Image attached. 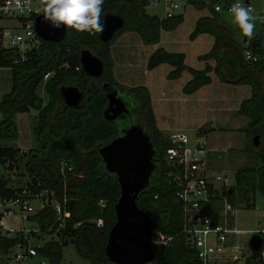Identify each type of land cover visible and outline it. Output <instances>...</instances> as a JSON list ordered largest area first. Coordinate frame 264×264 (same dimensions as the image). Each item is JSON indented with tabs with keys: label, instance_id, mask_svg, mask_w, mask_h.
<instances>
[{
	"label": "trees",
	"instance_id": "1",
	"mask_svg": "<svg viewBox=\"0 0 264 264\" xmlns=\"http://www.w3.org/2000/svg\"><path fill=\"white\" fill-rule=\"evenodd\" d=\"M187 1L196 8H207L213 16L211 19H199L189 39L194 40L201 34L215 35L214 27L217 26L219 33L215 35L212 49L199 57L204 62L215 59L214 53L218 49L221 29L218 26L220 12H215L214 7L229 6L234 0ZM159 2L160 0H156V4ZM149 4L150 0H104L101 22L106 14L119 16L124 20V27L116 35L130 31L137 34L143 44L157 45L160 32L174 31L182 24L183 16L174 15L167 19L148 16L144 8ZM212 22L213 28L210 24ZM99 34L67 29V35L61 43L49 44L40 41L38 49L23 54L17 48L4 50L0 47V68L9 69L11 78L9 92L0 98V199L7 201L22 190L37 194L42 191L53 193L54 200L59 205V214L51 205H46L36 215L28 218L37 224L41 233L33 236L40 239L41 235H55L61 243H45L37 248L38 254L45 257L48 264H60L63 248L70 245L79 257L90 264H110L104 255V247L108 233L115 223L114 206L119 197V188L115 176L105 171L96 148L98 143L109 141L114 133L102 117L106 104L104 94L98 89H91L92 79L85 76L80 68L79 53L82 49H87L103 63V78L109 83V87L119 89L120 95L129 103L131 96H134L135 106L141 110L145 131L154 146L156 159L159 160L147 189L137 200L138 208L151 218L152 232L161 233L171 239L166 246L153 248V262L198 264L196 250L186 245L183 233L185 218L176 198L177 185L169 177L170 168L166 161V154L172 148L169 137L157 128L147 88H124L114 80L110 43L102 44ZM245 51L252 52L257 62L248 63L244 59ZM224 64L230 72L223 73L219 62L214 68L206 64L204 69L195 70L185 64L183 54L157 48L148 56L146 70L152 71L161 65H168L172 69L166 75L168 81H176L187 72L191 79L182 88L184 95H191L201 87L209 85L212 81L210 73H214L222 82L248 85L251 89L250 96L241 102L236 114L250 119L248 127L243 129L247 138L259 134L264 138V50L261 36L252 38L248 49L244 51L235 44L233 53L224 57ZM76 67L80 68L78 72ZM243 72L245 76L242 75ZM48 74L45 81L44 77ZM42 83L47 97L46 104L36 93ZM66 86L77 87L83 94H89L90 99L76 109L67 108L60 96L61 88ZM31 109L37 112L32 133L40 147L21 154L18 148L3 146V140L16 139V114H25ZM199 132L209 131L200 129ZM71 134L74 135L77 152L65 154L61 152L58 144L62 137ZM249 152L259 160L260 165L237 170L233 185L223 193L234 210H254L256 195L260 194L264 198V144L258 151ZM23 156L27 157L25 168L29 173V182L25 188L9 186L3 172L12 171ZM62 159H65L64 163L67 165H73V173L81 176L67 188L64 187V177L73 173L61 171ZM100 201L104 202L103 207L99 206ZM211 206V203L208 204V207ZM64 212L69 216L62 223L58 218ZM211 219L214 224L218 223L219 213L212 211ZM231 221L232 219L229 225ZM18 244L27 246L20 232L2 240L4 250ZM252 263L260 264L259 259Z\"/></svg>",
	"mask_w": 264,
	"mask_h": 264
},
{
	"label": "rangeland",
	"instance_id": "2",
	"mask_svg": "<svg viewBox=\"0 0 264 264\" xmlns=\"http://www.w3.org/2000/svg\"><path fill=\"white\" fill-rule=\"evenodd\" d=\"M39 1L40 0H38V2ZM203 1L207 2V0ZM241 1L244 2L246 0ZM248 2L251 7L256 9L257 14L262 15L264 12V0H248ZM176 4L178 9L174 10L173 13L174 15H183L185 22L183 23V26L179 28V30L175 29L176 32L163 34L164 36L162 45H146V49L141 48L140 51L136 50L134 53L132 48H137H134L133 45L135 43L130 39V36L134 34L133 32L128 31L125 32L126 34L123 33L126 36H122L123 34L115 36V38L110 43V50H112L114 59L117 62L112 69L114 75L113 78L124 88L139 86L145 80L147 82L145 83L146 86L150 87L149 94L153 111L156 115L157 128L169 137L173 132L178 133L179 126V132L182 133L186 138L187 145L190 148H193L196 140H198L200 143H203L204 148L207 151V167L214 173L223 175L227 179L229 183L228 186L230 187L234 183V173L237 170L247 167H257L260 165L259 160L252 153H250L249 150L258 151L259 148H262L264 144V138H262V136L259 134V145L258 147H254L252 138H247L245 132L243 131V129L248 127L250 121L246 118L237 120L229 118L230 116L233 118L238 117V115L235 113L230 116L226 115L223 118H216L218 123H213V128L215 129L214 132H209L206 134L200 133V129L197 127L199 126V118L196 115L197 113L195 110L191 109L190 107L193 98L184 95L181 91V87L191 79L190 75L187 72H184L179 80L168 81L166 79V75L172 70L170 66L161 65L152 71L146 70L145 60L147 62V59H145V52L147 51L148 56L157 48H164L168 52L178 53V46L175 47V45H173V42L178 40V34L181 36L182 34L184 35V37L182 36V41L186 44L184 49L187 52L185 64L195 70H202L206 66L205 63L199 62L200 59L198 60V58L201 55L209 53V47L192 43V41L189 40V35L194 30L199 19L205 18V16H213L207 8H196L195 6L188 4L187 0H176ZM146 12L150 16H156L159 19H165L166 4L164 0H160L156 7H148ZM219 16L221 18V22L225 23L226 26L229 27L232 38L237 40V42H239L243 47H248L249 43L247 42H249L250 39L243 36V34L233 24L230 23L228 13L222 11L219 13ZM210 24L213 28L214 23L212 22ZM0 25L7 27L13 25V22L1 21ZM188 28L191 30L188 31ZM214 28L215 33L218 34L219 30L217 26ZM130 33L133 34L131 35ZM258 35L262 36L264 41V24L260 23L259 21L256 22L254 37ZM133 36L138 39L136 35ZM244 40L247 42L244 43ZM214 42L215 40H213V43ZM176 43L178 44V41ZM121 48L123 50H121ZM127 50L130 52V54H127ZM132 58L135 62L131 60ZM134 64L136 65L135 69H133L131 66ZM91 83V89H96V83ZM10 88V70L7 68H0V98L9 92ZM36 93L42 98L44 103L47 102L46 95L43 90V83L38 87ZM84 97H86V100L90 99L89 94L85 93ZM35 115L36 111L34 110H31L27 114H16L14 118L16 126V139L13 141L3 140L2 145L7 147L18 146L26 152L38 149L40 146L39 144H36L32 133L33 126L36 125L34 119ZM230 128L232 129L230 130ZM202 129L206 130L207 128L202 127ZM237 132L240 133L238 134ZM34 147L36 148L32 149ZM246 148H248V150ZM26 161V156L20 157L18 163L12 171L5 170L3 172V177L8 179L9 184L15 188H25L26 184L29 182V173L25 168ZM64 162L65 159H62V164L60 166L61 169L63 168ZM68 166L73 168L71 163ZM76 179L77 178L74 175L64 177V187L67 188L69 185H72ZM51 198L55 199L53 193L51 194ZM53 201L51 207H53L56 211V203ZM30 203L34 209V212L37 214L41 209L40 203L36 199H32ZM214 208L218 213L223 212V205L221 203H215ZM28 217L32 216L30 215ZM263 219L264 198L260 194L256 195L254 210H244L241 208L234 210L230 228L231 230H237L240 233L238 235H229L228 240L230 245L237 246L240 249V260L235 264H246L248 262L247 260L250 259L251 252L248 247V242L252 235L256 234V231H259L263 228L262 224H260ZM9 224L13 230L17 229L15 230L16 232L21 231L24 235L28 236L29 243L32 245L41 246L47 241H55L58 244L61 243V240L55 235H52L51 237L41 235V237H43L41 240L33 241L34 239L31 236V230L33 229L37 231L36 235L41 233H39L37 226L32 225L31 222L29 223L27 221H21L19 224H16L15 222L10 221ZM28 229L30 233H26ZM62 258L63 259L60 264H90L88 261L79 257L76 250L70 245L63 248ZM26 264H48V260L38 254ZM149 264L155 263L152 262Z\"/></svg>",
	"mask_w": 264,
	"mask_h": 264
},
{
	"label": "built area",
	"instance_id": "3",
	"mask_svg": "<svg viewBox=\"0 0 264 264\" xmlns=\"http://www.w3.org/2000/svg\"><path fill=\"white\" fill-rule=\"evenodd\" d=\"M166 4L165 19L174 16V10L178 9L176 0H164ZM235 2V0H234ZM233 2V3H234ZM250 6L248 1H241ZM40 4L38 0H0V22H13L11 26L0 25V47L4 50L17 48L20 54L27 51L36 50L40 45V39L37 37L34 23L39 16L37 8ZM229 6L216 5L215 12L225 11L228 13ZM264 15V12L262 13ZM244 52V59L248 63L257 62V58L249 59ZM81 68V66H80ZM79 67L75 70L78 72ZM49 74L44 77L46 81ZM172 145L170 151L166 154V161L170 168L169 177L177 185L176 198L181 204L185 225L183 233L185 234L186 245L196 250L198 264H235L240 260V249L229 243V235H238L240 232L231 230L230 220L233 219L234 209L227 203L224 191L229 188L228 181L223 175L211 171L206 165L207 151L203 143L196 140L193 148L188 147L186 138L183 134L172 133L169 136ZM62 172L73 173L72 167L67 163L63 164ZM76 178L81 176L73 173ZM65 176V175H64ZM47 191L39 194L28 190H22L21 193L7 201L0 199V264H24L28 259L38 255L37 247L22 246L20 244L4 250L2 240L8 238V233L12 231L3 224L4 218L13 213V210L22 212L25 216L36 214L30 205L32 199L38 200L43 208L51 205L54 199ZM220 198V199H219ZM219 199V201H215ZM56 211L59 214V205L56 201ZM212 204L208 207V204ZM221 203L223 212L219 213L220 221L216 224L211 219L212 211H215L214 204ZM99 206L103 207L104 202L100 201ZM200 213L205 217L196 218ZM69 214L64 212L58 218L63 223ZM263 228L255 233L262 239L261 249L258 254L260 264H264V219L260 222ZM61 228V226H60ZM171 239L161 233L151 234V245L153 248L166 246Z\"/></svg>",
	"mask_w": 264,
	"mask_h": 264
},
{
	"label": "water",
	"instance_id": "4",
	"mask_svg": "<svg viewBox=\"0 0 264 264\" xmlns=\"http://www.w3.org/2000/svg\"><path fill=\"white\" fill-rule=\"evenodd\" d=\"M102 23L105 25V31L99 34L102 44L111 42L115 34L124 27V20L113 14H106ZM34 28L37 37L44 43L59 44L67 35V29H53L43 21L41 15L35 19ZM79 63L83 74L88 78L102 77L104 65L89 50L80 51ZM60 96L69 109L78 108L83 100L82 91L75 86L61 88ZM106 100L108 105L103 112L105 121L113 122L128 114L124 101L117 96L116 91L107 94ZM258 138L259 136L254 137V147L259 145ZM97 153L105 171L115 176L119 188V197L114 206L115 223L108 233L104 255L110 264L152 263L151 218L137 206L138 197L147 189L156 168V152L150 137L140 126L132 125L122 135L100 147ZM202 217H205L204 213L196 218ZM261 245V237L252 235L248 242L251 257L246 264H253L257 260Z\"/></svg>",
	"mask_w": 264,
	"mask_h": 264
},
{
	"label": "crops",
	"instance_id": "5",
	"mask_svg": "<svg viewBox=\"0 0 264 264\" xmlns=\"http://www.w3.org/2000/svg\"><path fill=\"white\" fill-rule=\"evenodd\" d=\"M246 1H248V0H246ZM148 7H150V6H147V7L144 8L146 14H147L146 11H147ZM218 15H219V13H218ZM148 16H150V15H148ZM205 18L211 19V16H205ZM219 21H220V23H218V26L221 29V33H220V38H219V43H218V49L214 53L215 59L212 58L208 62L200 61L199 58H198V60H199V62H203V63H205V65L207 64L208 66H210L212 68H214L216 66V64L219 62V64L221 65L220 68L222 69V72L223 73H228V72H230V70L224 64V57L227 56V55H230L231 53H233V48H234L235 44L238 45L239 47H241L243 51L247 50L248 47H243L239 42H237V40L232 38V36L230 34L229 27L226 26L225 23L221 22V18H220ZM184 22H185V19L183 17L182 24H180L176 28V30L177 29L179 30V28L181 26H183ZM176 30H174L172 32H164V31L160 32L159 43L157 45L158 46L162 45V40H163V36H164L163 34L174 33V32H176ZM187 30L190 31L191 29L188 28ZM124 34H126V33H124ZM124 34L122 36H126ZM130 34L132 35L133 33H130ZM133 35H136L138 39H136ZM133 35L130 36V39L132 41H134L135 44L133 46H134V48H137V49H133L132 48V51L135 53L136 50L140 51L141 48L146 49L147 46L142 43V41L140 40L139 36L137 34H135V33ZM186 35H187V33H186ZM182 36L184 37L183 34H182ZM182 36L180 34H178V40H175V42H173L174 43L173 45H175V47L178 46V53L183 54L185 56V61H186V59H187L186 53L187 52L184 49L186 44H185V42L182 41ZM213 40H215V36L210 35V34H201V35L197 36L194 40H190V41H192V43H194V44H199L200 46L201 45H205L206 47H209V49L211 50L212 47H213V44L215 43V42L213 43ZM177 41H178V44L176 43ZM243 42L246 43L247 41L244 40ZM249 42H247V43H249ZM261 42H262V47H263V50H264V41H263V37L262 36H261ZM155 47H157V46H155ZM121 50H123V49L121 48ZM110 53H111V59L113 61V66H115L117 62L114 59V55L112 53V50H110ZM145 53H146V58L145 59H147L148 56L152 52L148 56H147V51ZM127 54H130V52L128 51ZM128 56H130V55H128ZM201 56H203V55H201ZM131 60L133 62H135L133 60V58ZM145 63H146V60H145ZM131 66H132L133 69H135V67H136L135 64L131 65ZM203 66H204V64H203ZM133 69H131V70H133ZM244 74H245V72L242 73L243 76H245ZM210 77H211L212 81H211V83L209 85L203 86L200 89H198L196 92H194L193 94L187 95V96H190V97L193 98V101H191L190 107H191V109L195 110V112L197 113L196 115L199 118V120H198L199 126H197L198 129H202V127H206L207 129L205 131L214 132L215 129L213 128V123H218L216 118H218V117L223 118L226 115L230 116L233 113L236 114L238 109H239V107H240L241 102L243 100L249 98L250 93H251V89H250V87L248 85H233V84H229V83H226V82H222V80L220 81L218 79V77L214 73H210ZM145 83H147V82L144 80L143 83L141 85H139V86L146 87L147 90L150 91V87L146 86ZM131 87H135V86H131ZM182 87H184V85ZM182 87H181V91H182ZM46 99H47V97H46ZM44 104H46V103H44ZM25 114H27V113H25ZM36 115H37V112H36ZM36 115L34 117L35 122H36ZM229 118L235 119V120L241 119V118L248 119L247 117H244V116H238L236 118H233L232 116H230ZM231 119H228V120H231ZM248 120L250 121V119H248ZM244 123H245V121H244ZM34 127L35 126H33V128ZM211 129L213 131H210ZM231 129L232 128H230V130ZM179 130H180V128L178 126V134H182V133L179 132ZM209 132H204L203 134H206V133H209ZM173 133H175V132H173ZM237 133L239 134L240 132H237ZM34 140H35V138H34ZM36 144H38L37 141H36ZM15 148H18L20 150L21 154L28 153V151L26 152L22 148H19L18 146H15ZM35 148L36 147H34L32 149H35ZM9 186H11V185H9ZM34 215L35 214H32L31 216H34ZM28 216H30V215H28ZM28 216H25L24 213L18 212L17 210L14 209L13 213H11L9 216L4 218L3 224L12 231L11 233H8L7 235L9 237H12L14 234L17 233L15 231L17 229L13 230L12 227H10V224H9L10 221L15 222L16 224H19L21 221H27L29 223L31 222L32 225L37 226V224H35L34 222H32L29 219L30 217L28 218ZM30 228H32V227H30ZM37 228H38V226H37ZM29 229L26 231V233L29 232ZM18 232L22 233L21 231H18ZM31 232H32L31 236L34 239L33 241L41 240L43 238V237L42 238L40 237V239H38V238H36V236H33V235H35L37 233V231L32 229ZM22 235H23L24 239L27 242V246H34V247H37V248L40 247V246H35V245L30 244L28 236L24 235L23 233H22ZM49 237H51V236H49ZM48 242L49 241H47L45 243H48ZM43 245H41V246H43ZM31 259H28L24 264H26Z\"/></svg>",
	"mask_w": 264,
	"mask_h": 264
},
{
	"label": "clouds",
	"instance_id": "6",
	"mask_svg": "<svg viewBox=\"0 0 264 264\" xmlns=\"http://www.w3.org/2000/svg\"><path fill=\"white\" fill-rule=\"evenodd\" d=\"M104 0H40L37 14L53 29H72L76 32L102 33L105 25L101 22ZM150 7H156V0H150ZM228 17L245 37L254 38L256 22L264 24V15L256 9L235 0L228 8ZM255 59L252 52L245 53Z\"/></svg>",
	"mask_w": 264,
	"mask_h": 264
},
{
	"label": "flooded vegetation",
	"instance_id": "7",
	"mask_svg": "<svg viewBox=\"0 0 264 264\" xmlns=\"http://www.w3.org/2000/svg\"><path fill=\"white\" fill-rule=\"evenodd\" d=\"M116 34H115V36H116ZM115 36H114V38H115ZM109 43H111V42H109ZM92 82L93 83L95 82L96 83V85H95L96 89H98L99 91H101L104 94L105 100H106V95L107 94H110V93L116 91L117 92V96L120 97L124 101V103H125V105H126V107L128 109V114L127 115H125L123 117H120L118 120H115L113 122L105 121L103 113H102L103 120L112 127L114 134H113L112 138L109 141L98 143L97 148H96V153L98 152V149L100 147L105 146L111 140H113V139L119 137L120 135H122V133L125 130H127L132 125L140 126L143 129V131L147 134V132L145 131L144 122L142 120V115L140 113L141 110L138 107L135 106L136 102H135L134 96H131V98H130L131 102L129 103L124 97H122L120 95L121 91L119 89H114L112 87H109V83L104 80L103 75H102V77L100 79H92ZM90 85H92V83ZM84 94H83V100H82L80 106H82L84 103L87 102V100H89V99L86 100V97H84ZM107 105H108V101L106 100V104H105L104 110L107 108ZM104 110H103V112H104ZM252 140H254V137H252ZM58 147L61 149V152H64L65 154L76 153L77 152V144H76L74 135L71 134V135H66V136L62 137L61 138V143L58 144ZM97 155H98V153H97ZM157 161H159V160L156 159V155H155V166H156ZM101 162H102V160H101ZM103 167H104V165H103ZM155 170H156V168H155ZM155 170L153 172H155Z\"/></svg>",
	"mask_w": 264,
	"mask_h": 264
}]
</instances>
